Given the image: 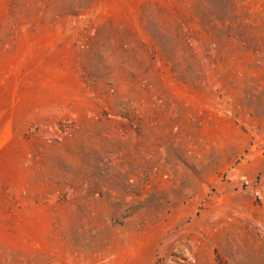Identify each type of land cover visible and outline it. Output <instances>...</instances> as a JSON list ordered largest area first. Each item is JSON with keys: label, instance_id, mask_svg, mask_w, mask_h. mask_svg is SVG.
<instances>
[{"label": "rangeland", "instance_id": "374dc122", "mask_svg": "<svg viewBox=\"0 0 264 264\" xmlns=\"http://www.w3.org/2000/svg\"><path fill=\"white\" fill-rule=\"evenodd\" d=\"M0 264H264V0H0Z\"/></svg>", "mask_w": 264, "mask_h": 264}]
</instances>
